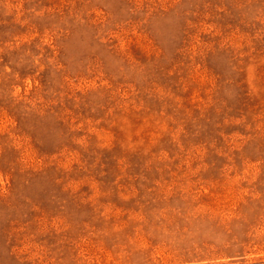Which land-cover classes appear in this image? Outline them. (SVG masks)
<instances>
[{
	"label": "rangeland",
	"instance_id": "rangeland-1",
	"mask_svg": "<svg viewBox=\"0 0 264 264\" xmlns=\"http://www.w3.org/2000/svg\"><path fill=\"white\" fill-rule=\"evenodd\" d=\"M0 264H264V0H0Z\"/></svg>",
	"mask_w": 264,
	"mask_h": 264
}]
</instances>
